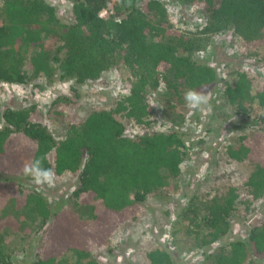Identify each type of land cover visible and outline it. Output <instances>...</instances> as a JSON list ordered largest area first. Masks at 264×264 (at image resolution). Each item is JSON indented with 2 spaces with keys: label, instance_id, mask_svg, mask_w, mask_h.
Segmentation results:
<instances>
[{
  "label": "trees",
  "instance_id": "trees-1",
  "mask_svg": "<svg viewBox=\"0 0 264 264\" xmlns=\"http://www.w3.org/2000/svg\"><path fill=\"white\" fill-rule=\"evenodd\" d=\"M178 2L194 10L203 24L173 26L160 0H114L112 4L70 0L68 21L60 20L45 0H0V82L22 85L40 77L45 83L56 79L82 85L119 66L132 79L126 80L130 86L125 96L69 124L59 140L47 125L32 119L34 105L3 110L0 106V176L15 178L24 163L40 159L55 176L76 178L70 196L85 215L52 212L37 192L11 196L14 210H33L39 221L30 264H54L68 251L75 264H82L92 252L104 248L119 224L138 220L149 194L171 191L181 178L180 167L189 150L175 130H153L157 117L150 97L160 90L159 97L169 102L171 126L182 125L177 105L185 102L184 93L198 92L218 80L216 69L201 56L212 38L221 34L239 38L245 56L261 53L260 69L238 67L232 82L221 80V93L239 116H247L255 104V119L263 129L253 140L239 135L234 145L225 148L228 161L250 168L240 187L229 186L213 196L194 194L178 219L192 229L203 228L198 245H212L229 232L237 200L243 212L264 200V0ZM103 11L105 17L100 15ZM23 46L35 50L28 62L30 74L22 70ZM70 90L77 96V88ZM67 100L57 97L52 105ZM205 258L212 264H258L264 258V216L249 226L243 240L218 247ZM145 260L172 264L159 247L148 250ZM0 264H13L1 250ZM83 264L100 263L86 260Z\"/></svg>",
  "mask_w": 264,
  "mask_h": 264
},
{
  "label": "rangeland",
  "instance_id": "rangeland-1",
  "mask_svg": "<svg viewBox=\"0 0 264 264\" xmlns=\"http://www.w3.org/2000/svg\"><path fill=\"white\" fill-rule=\"evenodd\" d=\"M45 1L53 7L60 20H69L70 0ZM160 1L167 9L173 26L184 23L198 27L203 24V19L194 14V10L186 9L178 0ZM106 11L100 15L105 17ZM51 42L49 40L47 45ZM240 43L239 38L226 34L212 38L206 53L201 57L216 69L218 80L198 91L207 97V103L198 108H190L186 102L177 105L183 118V124L179 127L171 126L167 108L169 102L159 97L160 90L151 95L157 117L153 130H175L189 150L187 159L180 167L181 178L171 186V191L156 190L149 194L141 204L138 220H126L119 224L104 248L92 252L86 260L100 264H147L145 253L159 247L169 254L172 264H212L210 259L205 258L206 254L231 241L243 240L249 226L264 216V200L255 203L253 209L246 212L242 211L237 200V213L230 220L229 232L207 246L198 245L202 227L201 230L192 229L185 220L178 219L189 197L194 194L213 196L224 192L229 186L240 187L250 170L244 163L228 161L225 155V148L234 145L237 136L244 135L248 140H253L263 129L255 119L258 114L255 104L247 116H239L227 105L221 93V80L232 82L238 67H246L254 72L260 69L258 58L261 53L245 56ZM20 52L22 70L30 74L28 62L35 50L23 46ZM126 80L132 82L126 69L119 66L99 80L82 85H75L71 80L56 79L45 83L40 77L22 85L0 82V106L3 110L34 105L36 111L32 119L47 125L54 138L59 140L64 138L69 124L80 122L91 111L106 109L115 98L125 96L130 86ZM70 87L77 88V96L72 94ZM57 97L68 100L52 105ZM23 165L15 178L7 180L0 176V250L9 254L13 264H30L38 243L39 221L33 210H14L9 202L11 196L37 192L52 212L76 211L85 218L83 209L76 206L70 196L76 184L74 176H55L53 186H38L23 175ZM5 222L9 224L4 225ZM75 261L73 253L68 251L57 258L54 264H75ZM257 263L264 264V258Z\"/></svg>",
  "mask_w": 264,
  "mask_h": 264
},
{
  "label": "clouds",
  "instance_id": "clouds-1",
  "mask_svg": "<svg viewBox=\"0 0 264 264\" xmlns=\"http://www.w3.org/2000/svg\"><path fill=\"white\" fill-rule=\"evenodd\" d=\"M186 105L190 108H198L200 105L207 103V97L200 92L189 89L184 93ZM23 175L29 177L31 181L38 186H53L55 182V172L52 169L42 167V161L26 162L22 168Z\"/></svg>",
  "mask_w": 264,
  "mask_h": 264
},
{
  "label": "built area",
  "instance_id": "built-area-1",
  "mask_svg": "<svg viewBox=\"0 0 264 264\" xmlns=\"http://www.w3.org/2000/svg\"><path fill=\"white\" fill-rule=\"evenodd\" d=\"M110 3L112 4V2L110 1ZM110 5V4H109ZM190 11H192V9L190 8Z\"/></svg>",
  "mask_w": 264,
  "mask_h": 264
}]
</instances>
